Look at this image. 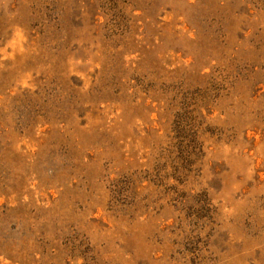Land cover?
Returning a JSON list of instances; mask_svg holds the SVG:
<instances>
[{
  "label": "rangeland",
  "instance_id": "374dc122",
  "mask_svg": "<svg viewBox=\"0 0 264 264\" xmlns=\"http://www.w3.org/2000/svg\"><path fill=\"white\" fill-rule=\"evenodd\" d=\"M0 264H264V0H0Z\"/></svg>",
  "mask_w": 264,
  "mask_h": 264
}]
</instances>
